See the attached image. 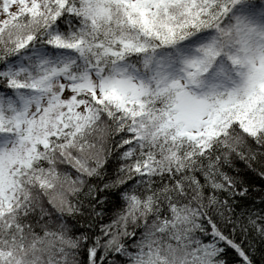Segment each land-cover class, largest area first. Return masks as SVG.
Listing matches in <instances>:
<instances>
[{
    "label": "snow or ice",
    "instance_id": "obj_1",
    "mask_svg": "<svg viewBox=\"0 0 264 264\" xmlns=\"http://www.w3.org/2000/svg\"><path fill=\"white\" fill-rule=\"evenodd\" d=\"M0 264H264V0H0Z\"/></svg>",
    "mask_w": 264,
    "mask_h": 264
}]
</instances>
